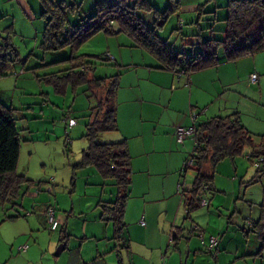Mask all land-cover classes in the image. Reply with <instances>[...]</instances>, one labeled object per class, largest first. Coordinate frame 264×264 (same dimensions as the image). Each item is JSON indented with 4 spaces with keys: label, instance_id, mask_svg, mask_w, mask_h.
<instances>
[{
    "label": "rangeland",
    "instance_id": "rangeland-1",
    "mask_svg": "<svg viewBox=\"0 0 264 264\" xmlns=\"http://www.w3.org/2000/svg\"><path fill=\"white\" fill-rule=\"evenodd\" d=\"M68 1H71L69 4L74 3L72 0ZM76 4L75 12H68L71 24L78 25L81 21L96 14L95 0H77ZM38 21L35 26L14 28L18 32L19 29H24L22 33L12 34L11 39L19 51V61L14 65L10 76L0 78V101L15 110L14 115L20 130L21 153L18 172L28 180L22 188V196L18 200L17 208L25 215L29 214L34 217L33 219H8L16 213V210L10 208L11 205L0 206V228L5 232V236L0 240V260H3V254L5 256L10 252L9 244L25 227V231L20 234L21 236L19 235L20 239L17 244L14 243L16 244L14 257L23 259L17 264H55L56 261L58 264H70V262L74 264L81 257L83 262L88 263L96 256L98 245L101 254L108 245H112L109 250L105 251L106 261L109 264H124V258L128 259L130 255L127 254L122 244H118L117 241L100 239V235L102 236L107 228L110 236H113L114 225L111 221L105 222L101 219L103 208L99 206V203L116 199L118 190L115 182L104 180L94 166H81L83 152L90 146L87 126L91 122L90 111L94 100L89 99L90 92L86 91L87 85L76 88L69 85L67 89H64V93L60 94L55 91L53 84L44 79L49 73H58L68 68V64L60 62L70 56V49L43 54L38 47L40 42L38 40L42 38V34L36 33L37 31L40 33V30L42 32L43 27L40 20ZM184 29H186L185 34L190 37L181 43L180 39L174 36L171 44L174 45L177 42L175 48L181 52L186 50V54L191 56L192 47H194L190 44L191 41L193 45H196L201 39L204 41L207 38L222 40L225 36L226 23L219 22L213 25L211 22L203 21L192 27L184 26ZM23 33L26 36L21 37ZM101 34L104 37L102 40L92 41L97 34L92 36L75 54L82 55L87 62L94 64L95 77L109 79L122 69L115 65V61L104 63L98 58L108 53L106 51L109 48L107 39L117 36H107L103 32ZM110 46L113 52L115 46L119 47L117 43H111ZM219 54L220 58H223L221 50ZM241 61L250 64L252 58L247 56L236 62ZM230 63L233 65L235 62ZM228 64L229 62L226 63ZM237 89L226 92L230 99L222 100V106L227 109V112L223 114L228 116L238 113L242 116V120L249 123L248 128L255 135V141L258 143V136L264 133V128L253 120V116L257 110L260 112L264 107V91L262 97L255 95V99L249 98L253 103L246 107L245 100L238 99ZM238 92L241 91L238 90ZM96 95L97 99L109 104L108 107H103V113H107L112 106L107 100L106 93L97 91ZM258 104L260 106L257 107ZM68 115L77 120L76 128H67L65 125L64 120ZM115 134L119 136L120 132L103 134L101 142L111 143L124 140H117ZM191 153L192 151L189 156ZM250 153L249 148H246L243 154L236 158L238 175H235L236 169L230 161L225 162L230 163L227 170L223 173L221 171L216 173L217 184L219 190L222 191L216 192L214 197H221L218 202L221 207L216 209L202 207L197 212L210 210L216 211V215L221 213L226 228L230 226L228 235L234 232L236 237L233 239L240 237L253 247L257 244L256 234L250 232L246 237L242 229L250 230L253 223L261 218V206L264 203V175L259 180L256 179L258 170L254 163L257 158L252 161L248 160ZM231 173L232 176L229 177ZM192 176L193 172L189 170L185 180L188 188L192 185ZM229 179L230 182L226 183ZM222 188L226 190V194L223 193ZM49 206L56 212V219L61 225L56 232L50 230L45 219ZM128 224L126 228L130 226ZM63 227L65 230H62ZM16 228L18 230L14 235L13 231ZM63 231H66V235L69 236L65 243L60 240ZM223 233L226 234V231L224 230ZM115 242H117V247ZM65 244L67 249L57 256L58 249ZM26 245L34 247L36 253L31 255H27V252L19 253V249ZM89 254L93 256L89 257ZM11 264H14V261Z\"/></svg>",
    "mask_w": 264,
    "mask_h": 264
},
{
    "label": "crops",
    "instance_id": "crops-1",
    "mask_svg": "<svg viewBox=\"0 0 264 264\" xmlns=\"http://www.w3.org/2000/svg\"><path fill=\"white\" fill-rule=\"evenodd\" d=\"M57 1L71 2L68 0ZM72 1L74 4L77 3V0ZM149 1L162 13L167 11L172 3H179L178 10L171 14L163 24L160 30L162 32H159L161 38L170 44L174 36L176 39H180V34L187 38L190 37L185 34L184 26L195 25L199 10H202L206 15L203 17H208L211 20L216 18L224 22L228 16L230 2V0ZM42 11L43 8L39 0H0V32L9 29L13 34L22 33L24 29L21 28L18 32L14 28L35 26V23L40 20L43 30L36 33L43 36L45 21ZM189 16L191 17L189 18ZM24 36H26L25 33L21 37ZM102 36L101 33H98L92 41L102 40L104 38ZM107 40L109 48L106 51L114 57L115 65L122 69L117 73L120 75L116 91V116L120 135H115L117 140L124 139L127 142L132 170V183L124 213L125 224L130 223L125 233L129 238V247L125 250L130 256L128 259L124 258V264H264V250L260 253L261 240L257 239V244L252 247L238 236L236 240L233 239L236 236L234 232H231L232 235H228L230 226L226 228L221 213L216 215V211H196L195 214H191L190 219H187L177 187L183 179L182 165L189 153L193 151L194 141L192 138H188L183 145H180L175 135L177 127L190 128L195 122L198 124L214 117H224L223 113L227 112V109L222 106V100L230 99L227 91H234L238 88L236 91L238 99H244L246 107L253 103L251 99H255V95L261 96L264 91V52L249 56L252 58L250 64L241 61L240 63L235 62L233 65L231 63L226 65V62H222L216 68L197 71L190 76L179 78L172 71L161 69L160 64L153 56L143 49L134 47L126 35L120 34ZM38 41L40 44L42 38ZM111 43H117L119 46L118 48L114 47V52L111 51ZM253 73L259 75V81L256 84L250 82V75ZM258 106L260 105L258 104ZM240 117L243 126L252 134L248 128L249 123L243 121L242 116ZM253 120L264 128V107L260 112L256 111ZM225 162L217 166L216 173L218 171L223 173L230 167V163ZM231 164L236 169L235 175H238L237 162ZM228 176L231 177L232 173ZM228 182L230 179L226 183ZM217 183L218 179L215 174L213 186L218 193L222 190H219ZM223 193L226 194V190L223 189ZM220 199L219 196L213 197L210 207L220 208L221 206L218 205ZM15 210L16 213L11 216H16L18 213L20 217L17 219L34 218L33 215H25L17 207ZM141 221H144V226L141 225ZM192 224L200 226L209 236L219 237L220 245L216 257L213 258L204 251L195 235L188 239L187 229ZM24 228L9 244L11 248L7 244L10 252L5 256L3 254L0 264H11L12 261L17 264L18 261L23 260L14 257V249L20 239V234L25 231ZM17 230L18 228L13 231L14 235ZM224 230L226 234L223 233ZM108 231L107 228L104 234L100 235V239L115 241ZM177 231L178 240L176 244H171V234ZM4 236L5 232L0 228V240ZM244 236L246 235L244 234ZM14 243L16 244L14 245ZM115 243L117 247V242ZM19 245L22 244L19 243ZM23 247H26V250H21L19 247V253L27 252V255L36 253L34 247L28 245ZM110 247L112 245H108L105 251ZM66 249L67 245L65 244L64 250ZM96 251L94 258L101 255L104 264H109L106 261V252L103 250L104 252L101 254L99 245ZM93 254L91 255L93 256ZM91 255L89 254V257ZM55 264L58 262L56 261ZM70 264L73 263L70 262ZM74 264H85V262L81 257Z\"/></svg>",
    "mask_w": 264,
    "mask_h": 264
},
{
    "label": "trees",
    "instance_id": "trees-1",
    "mask_svg": "<svg viewBox=\"0 0 264 264\" xmlns=\"http://www.w3.org/2000/svg\"><path fill=\"white\" fill-rule=\"evenodd\" d=\"M39 1L43 8L45 29L42 42L38 47L43 54L70 49V56L60 62L68 64V68L58 73H49L44 79L53 84L55 91L60 94H63L64 89H67L69 85L74 88L87 85L86 91L90 92L89 99L94 101L90 111L91 122L87 126L90 146L83 152L81 166H94L104 180L115 182L118 190L116 199L99 203V206L103 208L101 219L113 223V240L122 244L124 248H128L129 238L125 234L127 225L124 222V213L132 183L128 145L124 140L111 143L101 142L103 134L116 133L119 130L116 116V91L120 74L109 79H98L93 74L94 64L75 53L99 32L107 36L123 34L129 37L134 47L143 49L153 56L161 69L170 70L176 75L182 71L191 75L197 71L216 68L222 62H236L241 58L264 52V0H230L228 16L224 21L226 23L224 38L222 40L207 38L205 41L201 39L196 45H193L191 41L190 44L194 46L191 56L186 54L185 50L178 51L173 44L163 40L159 34L163 24L172 13L178 10L179 3H172L167 11L162 13L149 0H95L96 14L81 21L78 25H73L68 12L74 13L77 4L57 0ZM203 16L206 15L199 10L196 25H199L202 19L213 25L222 22L216 18L211 20ZM12 34L9 29L0 32V78L10 76L14 65L19 61V51L12 43ZM179 36L181 42L187 38L182 34ZM220 50L223 52V58H220ZM88 56L93 58L91 55ZM98 60L104 63L112 62L108 61L105 56ZM257 77L256 83L259 81V75ZM97 91L105 92L112 106L107 113H103V107H108L109 104L97 99ZM14 112V109L0 101V206L11 205L12 209L17 207L18 200L22 196V188L28 181L18 172L21 136ZM193 126L196 129L193 165L188 166L189 159L185 160L182 165L183 179L177 187L187 219H190L191 214L199 208L211 206V199L216 193L213 185L217 166L225 161L234 163L246 148L251 151L247 157L248 160L252 161L257 158L254 163L258 170L256 179L259 180L264 175V134L258 136L257 143L254 135L243 126L238 113L225 117H214L203 123L195 122ZM189 170L193 172V182L188 188L185 180ZM212 193H214L213 196H211ZM203 201H206L205 205ZM51 209L54 211L49 206L45 218L50 230L56 232L61 225L54 211V219L58 222V227L52 230V224L49 222ZM261 210L260 220L254 222L250 230L243 229L246 236L252 232L256 234L257 239L261 240L260 253L264 250V203ZM19 217L17 213L16 216H10L8 219ZM62 230H65V227ZM187 231L188 239L195 235L200 239L206 253L213 257L217 256L220 245L219 237L207 235L206 231L197 224H192ZM62 233L60 240L65 243L69 236L66 235V231ZM210 237L218 239V246L214 252L207 250ZM170 238L171 244H176L178 231L172 232ZM202 238L204 243L201 241ZM104 263L103 256L100 255L88 264Z\"/></svg>",
    "mask_w": 264,
    "mask_h": 264
},
{
    "label": "built area",
    "instance_id": "built-area-1",
    "mask_svg": "<svg viewBox=\"0 0 264 264\" xmlns=\"http://www.w3.org/2000/svg\"><path fill=\"white\" fill-rule=\"evenodd\" d=\"M105 57L108 61H113L114 57L110 53H106ZM182 76H190V74H187L185 71L180 72L177 77L181 78ZM258 80V77L256 74H253L250 76L251 83H256ZM196 120V117L194 118V121ZM65 125L67 128H73L77 125V120L73 119L71 116H67L64 120ZM196 129L195 126H192L190 128H184V127H177L175 131L177 142L180 145H183L185 140L188 138H192L194 141V147H196V141L195 139ZM194 150V149H193ZM193 155L194 152L192 151L191 156L188 160V166L193 165ZM203 204H206V201H203ZM49 222L52 224V230H56L58 227V222L54 219V211L51 209L49 212ZM142 225H145L144 221H141ZM202 237V236H201ZM202 243H204L203 238L201 239ZM218 246V239L216 237H210L209 238V244L207 247L208 251L214 252L215 248ZM21 250H26V247H22Z\"/></svg>",
    "mask_w": 264,
    "mask_h": 264
},
{
    "label": "water",
    "instance_id": "water-1",
    "mask_svg": "<svg viewBox=\"0 0 264 264\" xmlns=\"http://www.w3.org/2000/svg\"><path fill=\"white\" fill-rule=\"evenodd\" d=\"M64 250V245L61 246L58 251H57V256L60 255L62 253V251Z\"/></svg>",
    "mask_w": 264,
    "mask_h": 264
}]
</instances>
